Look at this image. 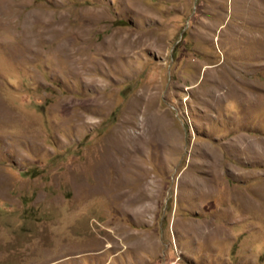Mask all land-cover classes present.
<instances>
[{
    "label": "rangeland",
    "instance_id": "1",
    "mask_svg": "<svg viewBox=\"0 0 264 264\" xmlns=\"http://www.w3.org/2000/svg\"><path fill=\"white\" fill-rule=\"evenodd\" d=\"M0 264H264V0H0Z\"/></svg>",
    "mask_w": 264,
    "mask_h": 264
}]
</instances>
